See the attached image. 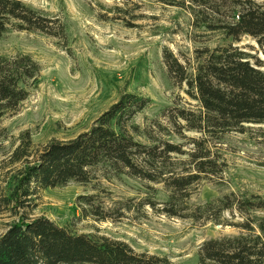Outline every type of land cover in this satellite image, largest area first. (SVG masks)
I'll return each instance as SVG.
<instances>
[{
    "label": "rangeland",
    "instance_id": "rangeland-1",
    "mask_svg": "<svg viewBox=\"0 0 264 264\" xmlns=\"http://www.w3.org/2000/svg\"><path fill=\"white\" fill-rule=\"evenodd\" d=\"M18 1L44 12L53 21L52 32L58 35L19 31L12 23L0 40V56L30 55L42 69L18 111L0 118V197L24 166L12 165L11 158L26 132L31 133L36 151L51 141L73 140L124 94L151 101L135 119L142 131L138 141L170 143L191 152V139L200 135L178 134L179 129L164 115L177 107L193 111L200 107L188 94V87L170 77L164 50L192 72L197 50L226 46L231 40L195 27L188 10L159 0ZM236 46L253 56L252 63L264 62L256 39L244 36ZM212 151L224 172L205 177L192 188V210L232 193L239 199L245 195L264 199V126L252 127L245 135L228 134ZM189 167L187 155H173L167 163V168L178 174ZM93 176L86 185L71 183L41 192L28 215L47 218L75 235L125 242L139 254L168 258L173 264H198L203 243L238 236V226L247 219L264 218V211L241 213L236 209L223 213L222 225L205 219L169 218L158 213L169 196L164 183L117 175L106 166L98 167ZM86 196H95L113 220L86 217L83 208L88 207L80 202ZM150 202L156 204L155 209ZM18 219L5 211L0 216V235Z\"/></svg>",
    "mask_w": 264,
    "mask_h": 264
},
{
    "label": "trees",
    "instance_id": "trees-1",
    "mask_svg": "<svg viewBox=\"0 0 264 264\" xmlns=\"http://www.w3.org/2000/svg\"><path fill=\"white\" fill-rule=\"evenodd\" d=\"M159 2L188 10L195 27L219 32L231 40L226 46L197 50L192 72L164 50L170 77L179 85H186L188 94L200 107L197 111L177 107L164 116L179 129L178 134L194 132L200 138L191 139L193 149L189 153L170 143H141L136 137L142 131L135 119L151 101L133 94H124L87 132L73 140L51 141L36 151L31 133L26 132L11 158L12 165L24 166L14 184L0 197V216L5 211L19 216L0 235V264H173L168 258L139 254L125 242L75 235L47 218L33 219L28 215L41 192L71 183L89 184L93 172L101 166L117 175L164 183L169 196L158 213L169 218L205 219L222 225L225 211H264L263 198L245 195L239 199L235 193L195 210L189 206L192 188L200 180L224 172L212 146L228 134L245 135L252 127L264 126V62L252 63L253 56L236 46L247 36L256 39L264 53V1ZM52 22L44 12L21 1L0 0V40L12 23L19 31L56 37ZM62 35H65L63 28ZM41 71L30 55L0 56V118L18 111L29 97V88L37 84ZM173 155H187L189 170L178 174L168 169ZM96 200L95 196L80 198L81 205L88 207L83 208L85 216L103 222L113 220ZM148 205L156 208L153 202ZM249 219L238 226L240 235L203 243L198 251V264H264V218Z\"/></svg>",
    "mask_w": 264,
    "mask_h": 264
}]
</instances>
